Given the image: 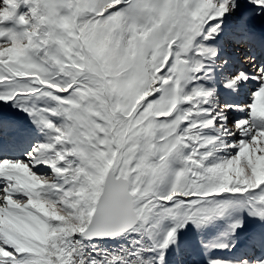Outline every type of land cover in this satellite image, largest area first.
<instances>
[{
    "label": "snow or ice",
    "instance_id": "1",
    "mask_svg": "<svg viewBox=\"0 0 264 264\" xmlns=\"http://www.w3.org/2000/svg\"><path fill=\"white\" fill-rule=\"evenodd\" d=\"M257 18L264 0H0V106L27 117L0 109V264H170L221 223L206 264H264Z\"/></svg>",
    "mask_w": 264,
    "mask_h": 264
},
{
    "label": "bare ground",
    "instance_id": "2",
    "mask_svg": "<svg viewBox=\"0 0 264 264\" xmlns=\"http://www.w3.org/2000/svg\"><path fill=\"white\" fill-rule=\"evenodd\" d=\"M250 8V7H249ZM255 30L258 34V37L261 38V39H264V19H261V18H257L256 21H255ZM228 99H232L231 97H228ZM239 99L241 100H244L246 99V93L242 94ZM0 109L3 110L4 113L6 114H10V113H16L17 111L15 109H12L8 106H0ZM23 114V113H22ZM21 117V115H20ZM21 120H27V117L24 116L23 114V117L19 118ZM13 155H18V153H13ZM248 229H251L253 227H256V225L249 221L248 222ZM225 228V224L224 223H221L217 226V228L213 229L212 231H206L201 235H198L196 232L194 233V237H192V239L189 240L190 244L186 245V252H187V255H188V252L190 251V254L193 255L194 259H195V262L193 264H196L198 262V264H200V261H202L201 259H203L204 255H203V249L201 247V244H200V240L201 239H204L205 241H210L212 240V238L218 234L220 231H222L223 229ZM247 230V229H246ZM192 232V230H190ZM193 233V232H192ZM188 234V233H187ZM192 236V234H191ZM187 237V236H186ZM190 237V236H189ZM183 242V240H182ZM185 242V241H184ZM183 245V244H182ZM183 249V248H182ZM184 251V252H185ZM181 252V251H180ZM183 253V252H182ZM181 255V254H179ZM183 255V254H182ZM216 255H220V256H224V255H228L227 253H216ZM177 256V254H176ZM179 257V256H177ZM193 257H192V260H193ZM205 258V257H204ZM191 259V258H189ZM189 261V260H188ZM204 261V260H203ZM192 262V261H191ZM181 263V262H180ZM204 264V262H202Z\"/></svg>",
    "mask_w": 264,
    "mask_h": 264
},
{
    "label": "rangeland",
    "instance_id": "3",
    "mask_svg": "<svg viewBox=\"0 0 264 264\" xmlns=\"http://www.w3.org/2000/svg\"><path fill=\"white\" fill-rule=\"evenodd\" d=\"M245 9L249 8L250 6L248 5H244L243 6ZM4 107V106H3ZM9 114V113H8ZM9 115H13V116H16L17 118H21L23 117V114L22 113H10ZM21 115V117H20ZM192 229H189L187 230V232L182 235V240L183 242L181 243V252H179V254H177V257L176 254H173L170 258V264H193L195 262V259L193 257L192 254H190V251L188 252V255H187V252L185 251L186 250V245L190 244L189 240L192 239V237H194V233H195V230H192V232L190 231ZM188 233V234H187ZM192 234V236H191ZM187 236V237H186ZM190 236V237H189ZM190 238V239H189ZM185 241V242H184ZM183 244V245H182ZM186 244V245H185ZM191 245V244H190ZM183 248V249H182ZM185 251V252H184ZM183 252V253H182ZM183 254V255H182ZM192 257H193V260H192ZM191 258V259H189ZM189 260V261H188ZM202 261H200V264H203L202 262H204V264H206L205 262V258L203 257V259H201ZM204 260V261H203ZM192 261V262H191ZM181 262V263H180ZM198 264V262L196 263Z\"/></svg>",
    "mask_w": 264,
    "mask_h": 264
}]
</instances>
